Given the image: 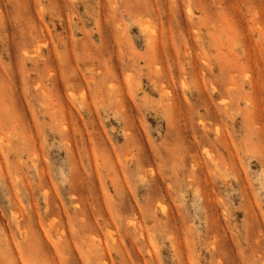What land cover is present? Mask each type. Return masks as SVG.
Wrapping results in <instances>:
<instances>
[{
    "label": "rangeland",
    "instance_id": "374dc122",
    "mask_svg": "<svg viewBox=\"0 0 264 264\" xmlns=\"http://www.w3.org/2000/svg\"><path fill=\"white\" fill-rule=\"evenodd\" d=\"M263 17L0 0V264H264Z\"/></svg>",
    "mask_w": 264,
    "mask_h": 264
},
{
    "label": "bare ground",
    "instance_id": "6f19581e",
    "mask_svg": "<svg viewBox=\"0 0 264 264\" xmlns=\"http://www.w3.org/2000/svg\"><path fill=\"white\" fill-rule=\"evenodd\" d=\"M116 1V0H115ZM120 1V0H119ZM35 2V1H34ZM189 2H187V4H188ZM195 3V2H194ZM187 4H186V6H187ZM114 5V4H113ZM259 5H260V3H259ZM154 6H156V5H154ZM113 7V6H112ZM115 7V6H114ZM256 7V6H255ZM155 9V8H154ZM188 10H189V8H187ZM125 11H126V9H125ZM264 18V17H263ZM112 19V18H111ZM113 23V22H112ZM260 28V27H259ZM115 30V29H114ZM156 31V30H155ZM263 31V30H262ZM117 32V31H116ZM160 37V36H159ZM246 37V36H245ZM99 40V39H98ZM148 40V39H147ZM150 41V40H149ZM160 41V40H159ZM148 42V41H147ZM246 42V41H245ZM160 43V42H159ZM38 46V45H37ZM159 46H160V44H159ZM106 47V46H105ZM108 48V47H107ZM172 48V47H171ZM36 49V48H35ZM160 49H162V48H160ZM37 50V49H36ZM109 50V49H108ZM110 52V51H109ZM160 52V51H159ZM163 52V51H162ZM164 53V52H163ZM163 53H161L162 55H163ZM90 54V53H89ZM97 54V53H96ZM106 54V53H105ZM93 55H95V54H93ZM97 56V55H96ZM165 56V55H164ZM98 57V56H97ZM162 57V56H161ZM100 59V58H99ZM97 60V59H96ZM175 60V59H174ZM119 62V61H118ZM112 63V62H111ZM136 63V62H135ZM118 65V64H117ZM121 66V65H120ZM211 67V66H210ZM121 68V67H120ZM99 70V69H98ZM209 70H211V69H209ZM100 72V71H99ZM163 72V71H162ZM168 73H170V72H168ZM165 75H166V73H165ZM109 86L110 85H108V87L107 88H109ZM234 86V85H233ZM2 89V88H1ZM41 90H43V89H41ZM48 109V108H47ZM52 110V109H51ZM68 112V111H67ZM69 118V117H68ZM5 124V123H4ZM256 126H258V125H256ZM63 130H64V128H63ZM261 130V129H260ZM259 131V130H258ZM260 134V133H259ZM263 134V133H262ZM71 136V135H70ZM9 147V146H8ZM264 154V153H263ZM117 167V166H116ZM15 215V214H14ZM16 216V215H15ZM22 217H24L23 215H22ZM82 218H84V217H82ZM24 229V228H23ZM64 231V230H63ZM44 234V233H43ZM58 234V233H57ZM262 236V235H261ZM59 238H60V236H59ZM47 239V238H46ZM263 239V238H262ZM59 240V239H58ZM62 240V239H61ZM62 242V241H61ZM115 242H116V240H115ZM92 245V244H91ZM118 246V245H117ZM90 247V246H89ZM150 250V249H149ZM101 252H103V251H101ZM256 252V251H255ZM150 253V252H149ZM152 255H153V253H152ZM12 258H13V256H11ZM262 259V258H261ZM253 261V260H252ZM263 261V260H262ZM262 261H259L260 263H263ZM20 262V261H19ZM45 262V261H44ZM245 263H249V262H245Z\"/></svg>",
    "mask_w": 264,
    "mask_h": 264
}]
</instances>
